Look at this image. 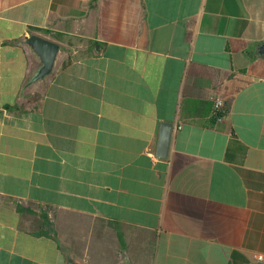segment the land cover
I'll list each match as a JSON object with an SVG mask.
<instances>
[{"label":"crops","instance_id":"0c3cea01","mask_svg":"<svg viewBox=\"0 0 264 264\" xmlns=\"http://www.w3.org/2000/svg\"><path fill=\"white\" fill-rule=\"evenodd\" d=\"M263 44L264 0H0V264H264Z\"/></svg>","mask_w":264,"mask_h":264},{"label":"water","instance_id":"95a60500","mask_svg":"<svg viewBox=\"0 0 264 264\" xmlns=\"http://www.w3.org/2000/svg\"><path fill=\"white\" fill-rule=\"evenodd\" d=\"M28 43L32 46L34 51L41 58L43 65L33 78L34 81L44 78L46 75L52 72L57 55L60 50V44L54 40L43 37L39 34H32L27 38ZM260 53L264 54V44L260 48ZM174 125L172 123L165 122L161 132L159 141V147L157 155L159 157H167L169 154L170 142L172 137ZM69 264H77L73 260L69 261Z\"/></svg>","mask_w":264,"mask_h":264},{"label":"built area","instance_id":"2783aa9c","mask_svg":"<svg viewBox=\"0 0 264 264\" xmlns=\"http://www.w3.org/2000/svg\"><path fill=\"white\" fill-rule=\"evenodd\" d=\"M225 112H226V103H225V100H224L223 97L218 96L215 99V105H214V113H215V116L218 119H222L224 117V115H225ZM256 259L259 262L264 263V254L263 253L256 254Z\"/></svg>","mask_w":264,"mask_h":264},{"label":"trees","instance_id":"16d2710c","mask_svg":"<svg viewBox=\"0 0 264 264\" xmlns=\"http://www.w3.org/2000/svg\"><path fill=\"white\" fill-rule=\"evenodd\" d=\"M46 31H48V30H46ZM43 216H44L45 219H46V224H47V225H50L51 223H50V220H49L47 214H43Z\"/></svg>","mask_w":264,"mask_h":264}]
</instances>
